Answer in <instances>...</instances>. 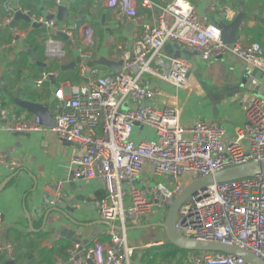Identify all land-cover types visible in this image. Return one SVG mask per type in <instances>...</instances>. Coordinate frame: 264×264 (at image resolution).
Masks as SVG:
<instances>
[{"label": "built area", "instance_id": "built-area-1", "mask_svg": "<svg viewBox=\"0 0 264 264\" xmlns=\"http://www.w3.org/2000/svg\"><path fill=\"white\" fill-rule=\"evenodd\" d=\"M104 2L121 18L140 26L131 43L115 47L121 69L108 77H95L80 87L57 88L48 107L51 128L42 127L38 117L21 122L6 109H0V131L16 134L50 131L79 151L69 158L72 179L98 180L103 186L106 196L95 203L97 215L120 230L108 228L109 244L86 247L82 260L77 256L80 245L74 243L67 251L70 264H132L135 252L141 248L128 244L127 225H137L153 209L165 213L184 187L196 179L264 161V98L253 97L245 108L243 125L228 134L217 122L197 121L189 127L180 126L175 106L159 108L153 104L159 90L150 85L153 79L176 90L186 85L192 63L183 55L167 57L163 53L167 45L174 48L173 54L194 53L204 62L231 56L248 69L264 73V51L260 44H225L221 30L207 23V14H197L195 6L186 0ZM1 7L7 15L4 24L8 25L13 20L11 0H4ZM139 8L153 14L152 20L142 23L144 15L139 14ZM214 10L216 6L211 4L208 11ZM227 11L225 8L224 12ZM16 13L27 17L29 28L37 26L43 30L45 54L50 61L65 58L63 47L80 28L78 57L81 70L85 69L94 49L89 27L57 23L48 16L18 8L14 10ZM24 36L23 32L13 31L10 43L0 51ZM49 76L42 73L33 81L34 86L40 88ZM136 125L151 129L155 139L134 143L131 135L138 128ZM0 166L9 171L18 168L4 153H0ZM146 167L150 173L145 172ZM143 175L162 181L152 184L145 181L140 186L138 181ZM62 188L63 182L46 186L53 195L51 206L58 205ZM1 227L0 217V231ZM174 229L185 240L234 247L264 263V174L199 190L178 209ZM4 253H12L10 244L0 245V254ZM187 262L247 264L242 258L213 252H190Z\"/></svg>", "mask_w": 264, "mask_h": 264}, {"label": "crops", "instance_id": "crops-1", "mask_svg": "<svg viewBox=\"0 0 264 264\" xmlns=\"http://www.w3.org/2000/svg\"><path fill=\"white\" fill-rule=\"evenodd\" d=\"M3 1L0 0V48L10 43L13 31L23 32L25 36L16 38L13 46L0 51V109H6L21 122H31L35 118V115L18 107L21 102L50 107L54 100L53 92L57 88L80 87L95 77L114 74L110 67L101 64V60L117 63L115 47L120 43H131L140 29L139 24L121 18L116 10L108 8L104 0H11L13 20L5 25L7 15L5 16L1 7ZM186 1L195 6L197 14L206 13L207 23L216 27L221 22L231 23L241 4L238 0ZM244 1L247 13L240 24L237 43H258L264 51V0ZM211 4L216 6V10L208 11ZM58 7L66 9L67 17L61 21L55 18L57 23L87 26L92 30L93 55L91 60L85 62L83 71L78 57L80 28L72 41H66L63 47L65 58L50 61L45 54L43 30L38 27L29 28L28 23L22 19L10 27L16 8L46 18L56 16ZM225 8L228 9L227 13L224 12ZM138 11L140 15H144L142 23L152 20L153 14L149 11L141 8ZM163 53L170 57L174 55V48L170 49V53L164 48ZM190 54L191 57H186L191 61L192 67L183 89L176 90L154 79L150 81V85L159 90L153 104L159 108L175 106L179 112V125L182 127H189L197 121L217 122L226 133L231 134L236 127L243 125L249 101L258 97L240 87L241 76L247 67L231 56L204 62L197 54ZM71 64L72 67L68 66ZM65 66V69H61ZM93 71H96L95 75ZM42 73H49L50 76L40 88H36L33 81ZM128 105L132 106L130 103ZM154 139V132L149 128H134L131 135L134 143ZM78 152V149L60 141L50 131L20 134L0 131V153L18 164L14 171L0 166V245L4 247L10 244L12 247V253H4L5 257L0 254V264L9 260L14 264H69L67 249L74 243L80 245L77 256L81 260L86 247L95 243L109 244L106 233L108 227L99 219L95 209V203L106 196L101 182H68L69 158L72 153ZM145 172L150 173L148 167ZM145 181L152 184L162 179L143 175L138 185L143 186ZM57 182H63L60 198H64L67 205L74 208L73 214L66 215L62 210L49 212V209L56 207L45 204L47 199L53 198L46 186ZM2 185L4 186L1 188ZM161 215L162 211L153 209L149 216L140 218V222L134 226L159 223ZM67 217L75 223H71ZM62 230L73 231L72 240L60 236L58 240H51ZM131 232L128 244L141 248L135 252L132 264H135L139 253L140 264H143L142 253L149 247L162 245L166 241L164 234L156 229ZM146 245L148 247L144 248ZM63 247L65 248L62 249ZM162 264L175 263L172 261Z\"/></svg>", "mask_w": 264, "mask_h": 264}, {"label": "water", "instance_id": "water-1", "mask_svg": "<svg viewBox=\"0 0 264 264\" xmlns=\"http://www.w3.org/2000/svg\"><path fill=\"white\" fill-rule=\"evenodd\" d=\"M227 1H231V0H227ZM238 2L241 4L239 5L237 9V14L235 18L233 19V21L229 24L221 22L220 25L218 26V28L221 30L222 41L225 44H234L237 42L238 40L237 33L240 28V24L246 18L247 6L245 4V1L238 0ZM66 17H67L66 9L63 7H58L57 15L56 16L50 15L48 16V19L52 20L56 18L58 21H61ZM21 19L24 20L25 22H28V19L26 16H23L20 13H16L14 17V21L10 25V27L15 25L17 20H21ZM60 38L66 41V38L64 36L60 35ZM171 48L172 47L170 45H167L165 47V50L169 51L170 53ZM181 55H184L187 57L192 56L190 53L186 51L181 52V53L179 51H176L174 55H171V56L169 55V56L172 58H178ZM101 64L104 66L110 67L114 72H118L122 65L121 61H118L117 63H111L106 60H101ZM72 65L73 64L68 65V66L72 67ZM65 68L66 66L61 67V69H65ZM240 87L243 88V90L247 91L248 93H254L258 95L259 97L264 98V73L256 69L251 70V69L246 68V70L244 71L240 79ZM18 107L35 115V117H38L40 119L41 126L45 128L52 127L53 125L52 116L49 112L48 106H44L39 103L24 101L18 104ZM136 127L139 128L138 125H136ZM260 173L264 174V161L259 162V163L252 162V163H248L245 165L232 167L229 169H225L221 172L215 173L214 175L196 179L192 181L191 183H189L188 185H186L184 189L182 190V192L174 198L171 206L168 208L166 212L165 219L162 223L160 224L155 223V224H148V225L141 224L138 226L126 227L125 231L128 232V231L146 229V228H151V227L162 228L164 230L166 242H168L171 246L179 250L186 251L188 253L190 252L223 253V254L234 256L237 258H242L247 264H264L260 259H258L254 255L248 252H245L243 250L234 248V247L224 246L220 244H210V243L185 240L174 229V221H175V217H176V213L178 209L189 197L196 195V193L199 190H205V188L209 185L250 178ZM72 180H73L72 175L70 174L68 178V182H72ZM3 186L4 185H2L1 188ZM49 203H50V200L47 199L45 201V204L48 206ZM61 210L64 211L66 215L67 213H72V214L74 213V208L67 205V201L64 198H60L59 203L56 206V208L49 209V212L50 211L60 212ZM61 214L64 215L63 213ZM67 218L71 223H75L74 221H71L69 217ZM103 223L106 224L108 228L120 230L119 227L112 226L106 222H103ZM57 236L65 237L68 240H72L71 238L72 236H74V232L65 231V230L58 231L55 234V236L51 238V240H54L55 238H57ZM5 255L6 254H3V257H5ZM140 260H141V253L138 254L135 264H140ZM4 264H14V262L12 260H9V261H6Z\"/></svg>", "mask_w": 264, "mask_h": 264}, {"label": "trees", "instance_id": "trees-1", "mask_svg": "<svg viewBox=\"0 0 264 264\" xmlns=\"http://www.w3.org/2000/svg\"><path fill=\"white\" fill-rule=\"evenodd\" d=\"M64 248L65 247L62 249ZM142 255L143 264H162L172 261H174L175 264H188V252L179 250L171 246L168 242H164L159 246L149 247L142 253Z\"/></svg>", "mask_w": 264, "mask_h": 264}, {"label": "rangeland", "instance_id": "rangeland-1", "mask_svg": "<svg viewBox=\"0 0 264 264\" xmlns=\"http://www.w3.org/2000/svg\"><path fill=\"white\" fill-rule=\"evenodd\" d=\"M183 186H184V184H183ZM166 212H167V211H166ZM166 212L163 213V215L160 216L159 221H161V222L156 223V224H160V223H162V222L164 221V219H165V215H166ZM127 224H128V223H127ZM130 226H132V225H127V227H130ZM151 228H152V229H156V231L162 232V233L164 234V230H163L162 228H157V227H151ZM131 233H132L131 231H128V232H127V240H128V237L130 236ZM164 236H165V234H164ZM165 242H166V241H165Z\"/></svg>", "mask_w": 264, "mask_h": 264}]
</instances>
